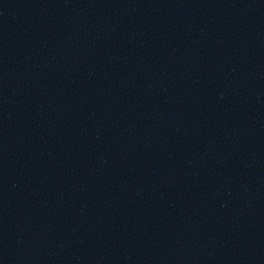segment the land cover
Wrapping results in <instances>:
<instances>
[{"label":"water","instance_id":"95a60500","mask_svg":"<svg viewBox=\"0 0 264 264\" xmlns=\"http://www.w3.org/2000/svg\"><path fill=\"white\" fill-rule=\"evenodd\" d=\"M0 264H264V0L1 46Z\"/></svg>","mask_w":264,"mask_h":264}]
</instances>
